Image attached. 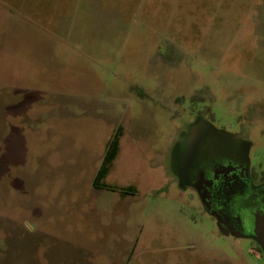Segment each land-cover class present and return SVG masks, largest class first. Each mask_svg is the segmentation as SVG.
<instances>
[{
	"label": "rangeland",
	"instance_id": "obj_1",
	"mask_svg": "<svg viewBox=\"0 0 264 264\" xmlns=\"http://www.w3.org/2000/svg\"><path fill=\"white\" fill-rule=\"evenodd\" d=\"M120 125L133 192L93 184ZM239 164L264 176V0H0V264H264L196 189Z\"/></svg>",
	"mask_w": 264,
	"mask_h": 264
},
{
	"label": "flooded vegetation",
	"instance_id": "obj_2",
	"mask_svg": "<svg viewBox=\"0 0 264 264\" xmlns=\"http://www.w3.org/2000/svg\"><path fill=\"white\" fill-rule=\"evenodd\" d=\"M260 177L247 164L229 165L223 171L200 172L195 185L224 230L252 236L253 214L264 210V176Z\"/></svg>",
	"mask_w": 264,
	"mask_h": 264
},
{
	"label": "trees",
	"instance_id": "obj_3",
	"mask_svg": "<svg viewBox=\"0 0 264 264\" xmlns=\"http://www.w3.org/2000/svg\"><path fill=\"white\" fill-rule=\"evenodd\" d=\"M163 56L167 57L168 53L164 54ZM139 94H141L142 97L147 96L143 90H140ZM122 131H123V127L120 125L117 128L112 140L110 141V143L107 147L103 161H102L98 171L96 172V175H95L94 180H93V184L96 188L114 190V191H119L122 193L127 192V191L133 192V189L131 186L126 187V188H122L119 190V188L112 186L110 184H107L104 181V178L108 174L109 169L111 167V164L117 155L118 148H119V136L122 133Z\"/></svg>",
	"mask_w": 264,
	"mask_h": 264
},
{
	"label": "water",
	"instance_id": "obj_4",
	"mask_svg": "<svg viewBox=\"0 0 264 264\" xmlns=\"http://www.w3.org/2000/svg\"><path fill=\"white\" fill-rule=\"evenodd\" d=\"M253 217L251 234L260 242L264 250V210L254 213Z\"/></svg>",
	"mask_w": 264,
	"mask_h": 264
}]
</instances>
